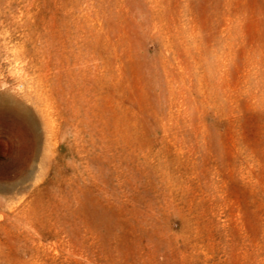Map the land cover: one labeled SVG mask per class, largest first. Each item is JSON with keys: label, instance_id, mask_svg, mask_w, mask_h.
<instances>
[{"label": "rangeland", "instance_id": "rangeland-1", "mask_svg": "<svg viewBox=\"0 0 264 264\" xmlns=\"http://www.w3.org/2000/svg\"><path fill=\"white\" fill-rule=\"evenodd\" d=\"M0 95V264H264V0H0Z\"/></svg>", "mask_w": 264, "mask_h": 264}, {"label": "bare ground", "instance_id": "bare-ground-1", "mask_svg": "<svg viewBox=\"0 0 264 264\" xmlns=\"http://www.w3.org/2000/svg\"><path fill=\"white\" fill-rule=\"evenodd\" d=\"M35 118L22 101L0 95V174L13 164L19 163L21 167L25 165V142L30 136L33 149L31 157L38 156L41 132ZM12 187V184L5 186L0 182V190L10 191Z\"/></svg>", "mask_w": 264, "mask_h": 264}]
</instances>
